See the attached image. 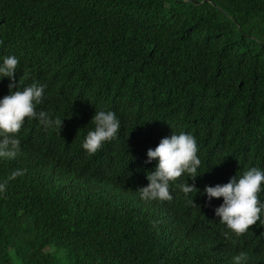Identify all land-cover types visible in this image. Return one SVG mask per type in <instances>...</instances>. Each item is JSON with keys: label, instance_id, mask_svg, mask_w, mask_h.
<instances>
[{"label": "trees", "instance_id": "1", "mask_svg": "<svg viewBox=\"0 0 264 264\" xmlns=\"http://www.w3.org/2000/svg\"><path fill=\"white\" fill-rule=\"evenodd\" d=\"M8 56L62 126L26 118L19 154L0 158V182L26 170L0 193V264H234L240 252L264 264V224L225 239L223 199L204 193L264 171V0H0ZM101 110L120 129L89 155ZM181 132L197 141V176L171 183V201L141 199L148 149Z\"/></svg>", "mask_w": 264, "mask_h": 264}, {"label": "clouds", "instance_id": "2", "mask_svg": "<svg viewBox=\"0 0 264 264\" xmlns=\"http://www.w3.org/2000/svg\"><path fill=\"white\" fill-rule=\"evenodd\" d=\"M19 61L15 56L3 58L0 64V77L9 79V94L0 99V158L12 160L20 152L21 141L17 134L22 129L25 119L37 120L45 128L55 127L60 130L62 120L50 119V114L45 111H36L37 105L43 102L45 88L33 83L19 89L14 82V75ZM15 88V91L12 89ZM91 122L94 130L87 132L82 148L94 155L105 142L116 139L120 129V121L113 111H96ZM199 149L195 137L181 132L172 133L170 137L162 138L154 148H149L145 163L156 161L155 170L146 175L148 184L137 191L140 198L147 201H171L170 184L187 174L195 178L201 161L197 155ZM26 170H13L3 182H0V193L6 191L9 181L15 180L24 174ZM264 186V171L257 167H251L239 177H234L224 185L206 186L204 193L209 200L222 198L223 203L215 209V215L220 218L219 223L228 229L224 233L225 239L229 234L239 237L245 234L249 228L257 223L264 224V203H261L259 195ZM187 196L198 190L187 183L178 185ZM191 203H193L191 201ZM158 221H153L156 227ZM236 241L233 240V243ZM247 259L245 252H240L233 257L234 264H243Z\"/></svg>", "mask_w": 264, "mask_h": 264}]
</instances>
